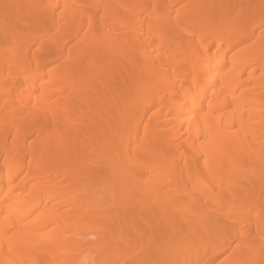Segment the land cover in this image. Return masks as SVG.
I'll list each match as a JSON object with an SVG mask.
<instances>
[{"label":"bare ground","instance_id":"1","mask_svg":"<svg viewBox=\"0 0 264 264\" xmlns=\"http://www.w3.org/2000/svg\"><path fill=\"white\" fill-rule=\"evenodd\" d=\"M0 264H264V0H0Z\"/></svg>","mask_w":264,"mask_h":264},{"label":"rangeland","instance_id":"2","mask_svg":"<svg viewBox=\"0 0 264 264\" xmlns=\"http://www.w3.org/2000/svg\"><path fill=\"white\" fill-rule=\"evenodd\" d=\"M194 40H195V39H194ZM103 182H104V180H103ZM114 205H115L114 203H111V204L109 205V207H113ZM169 244H170V243H169ZM148 251H150V250H148ZM148 251H147V252H148ZM88 254H89V251H86V250H85V251L83 252V254H82V257H84V256H86V255H88Z\"/></svg>","mask_w":264,"mask_h":264},{"label":"snow or ice","instance_id":"3","mask_svg":"<svg viewBox=\"0 0 264 264\" xmlns=\"http://www.w3.org/2000/svg\"><path fill=\"white\" fill-rule=\"evenodd\" d=\"M192 80H193V82H195V80H196V76L195 75L192 76Z\"/></svg>","mask_w":264,"mask_h":264}]
</instances>
